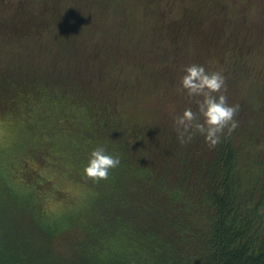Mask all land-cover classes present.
<instances>
[{
    "label": "trees",
    "instance_id": "1",
    "mask_svg": "<svg viewBox=\"0 0 264 264\" xmlns=\"http://www.w3.org/2000/svg\"><path fill=\"white\" fill-rule=\"evenodd\" d=\"M234 2L0 0V114L27 127L0 153V264H264V66L232 101L253 68ZM192 64L223 68L240 106L215 147L178 140L175 118L197 112L180 85ZM56 139L94 194L52 217L26 165L53 157ZM98 146L121 161L99 181L84 173Z\"/></svg>",
    "mask_w": 264,
    "mask_h": 264
},
{
    "label": "rangeland",
    "instance_id": "2",
    "mask_svg": "<svg viewBox=\"0 0 264 264\" xmlns=\"http://www.w3.org/2000/svg\"><path fill=\"white\" fill-rule=\"evenodd\" d=\"M222 1L225 2L226 0ZM234 3V7L241 5L246 8V14L244 15L248 23L246 27L247 34H249L247 37V44L252 47L251 51L247 53L248 60H246L249 62L248 64H253V68L247 71L248 78L247 76L242 78L243 81L241 80L242 82L236 83V87H233V90L229 92L231 100L236 102L239 98H247V92H252L253 88L251 87L255 85L253 80H259L255 77V74L259 71L258 66H264V0H235ZM237 52H239V50H235V48L229 51L227 50L226 55L224 52L222 57L232 61L235 55L239 56ZM205 62H207V60L201 59V64H205ZM216 62L213 63V61H209V65L212 66V64H214L213 66H219ZM209 65L207 68L210 69ZM218 69L221 72L223 68L221 69L218 67ZM249 76L253 82H251ZM196 99L193 101L194 105H197ZM34 114L38 116L36 112H34ZM9 120L6 114H0V153L7 156H10L9 154L14 151V145H12L11 141L17 142L20 140L18 136L26 134L27 131V127H25L23 132H21V130L19 131L20 134H18L15 129L11 128L12 125L9 123ZM48 144H50V142H48ZM50 145L54 147L53 153L55 155L53 157L45 161L35 157L34 154H30L28 156L30 163L28 166L26 165V169L29 167L40 173L43 180L48 184L44 189L42 198L37 202L38 211L43 210L47 214L50 213L52 217H57L68 210L74 212L86 210L94 194L91 190L92 186L82 181L81 175L78 173L79 169L75 158L66 154L67 152L65 151H67L69 145H65V143L59 139L53 140ZM29 152L31 153L30 150ZM2 162L0 156V163ZM22 168L16 167V171L23 174L24 170ZM0 180H2L1 176ZM38 180L40 179L35 178V183H38Z\"/></svg>",
    "mask_w": 264,
    "mask_h": 264
},
{
    "label": "clouds",
    "instance_id": "3",
    "mask_svg": "<svg viewBox=\"0 0 264 264\" xmlns=\"http://www.w3.org/2000/svg\"><path fill=\"white\" fill-rule=\"evenodd\" d=\"M181 91L189 98L196 99L197 112L186 108L182 115L175 118L178 140L181 144L190 143L197 133L209 145L215 147L224 130L234 131L238 127L235 119L240 110L239 104L230 105L226 92L225 76L220 71H208L203 65L192 64L184 69L180 80ZM120 158L110 154L103 146L93 149L84 167L87 177L106 180L110 170L120 165Z\"/></svg>",
    "mask_w": 264,
    "mask_h": 264
}]
</instances>
